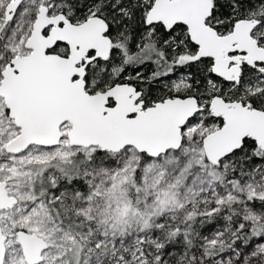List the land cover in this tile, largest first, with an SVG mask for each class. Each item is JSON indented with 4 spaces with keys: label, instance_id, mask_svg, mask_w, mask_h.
<instances>
[{
    "label": "snow or ice",
    "instance_id": "6c2138e0",
    "mask_svg": "<svg viewBox=\"0 0 264 264\" xmlns=\"http://www.w3.org/2000/svg\"><path fill=\"white\" fill-rule=\"evenodd\" d=\"M0 264H264V0H0Z\"/></svg>",
    "mask_w": 264,
    "mask_h": 264
}]
</instances>
